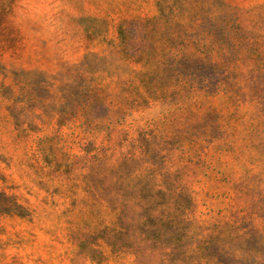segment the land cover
<instances>
[{
    "label": "rangeland",
    "instance_id": "rangeland-1",
    "mask_svg": "<svg viewBox=\"0 0 264 264\" xmlns=\"http://www.w3.org/2000/svg\"><path fill=\"white\" fill-rule=\"evenodd\" d=\"M0 264H264V0H0Z\"/></svg>",
    "mask_w": 264,
    "mask_h": 264
}]
</instances>
